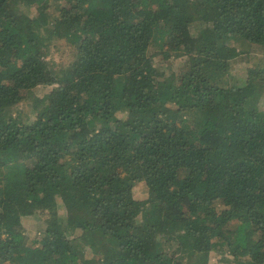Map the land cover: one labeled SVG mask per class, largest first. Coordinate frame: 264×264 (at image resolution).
Masks as SVG:
<instances>
[{"label":"trees","instance_id":"obj_1","mask_svg":"<svg viewBox=\"0 0 264 264\" xmlns=\"http://www.w3.org/2000/svg\"><path fill=\"white\" fill-rule=\"evenodd\" d=\"M251 51L264 0H0V264H264ZM37 87L30 120L18 104Z\"/></svg>","mask_w":264,"mask_h":264},{"label":"rangeland","instance_id":"obj_2","mask_svg":"<svg viewBox=\"0 0 264 264\" xmlns=\"http://www.w3.org/2000/svg\"><path fill=\"white\" fill-rule=\"evenodd\" d=\"M28 13H30V15H34L35 14V8L34 7H30L26 9ZM193 32H195V29H192ZM231 47V48H230ZM230 47L228 49L229 51V55L231 54L230 51L233 49V53L236 54V51L238 52V45L237 44H230ZM72 50L71 48H69L68 46L65 48V51L68 54H72ZM254 55H256L257 57L255 58H259L263 60L264 63V53L262 52H258V51H251V55L250 57H253ZM162 55L157 51L156 55L154 56V60L156 63H159L162 66L165 65H170L172 67V70L178 71L181 69L182 66V61L180 58H169V60H165L166 58L161 57ZM255 60L252 59L249 63H254ZM246 62L243 63H237L235 62L233 64L232 67V71L238 72L234 69H241V68H245L246 66ZM38 88V89H37ZM35 89H33L31 91V93H26L24 92V98L21 99V101L19 102L18 106L20 107V109H22L21 111L24 114V117H28V119L33 120L34 117L37 115V113L40 111V107L41 104L43 103L42 99V94L43 93H47L49 89L45 88V87H37ZM218 113H220L219 110H217ZM119 116L124 117L125 115L123 113H118ZM141 187L139 186L137 188V191L135 193L136 197H140L142 195L141 193ZM57 215L59 216V218H62L64 221L68 220V219H73L74 220V213H76V217L80 218V213H78L77 211H75L76 209H72L70 210L68 205H66V203L64 202V199L62 198V196H58L57 197ZM22 221L23 224L25 225L26 228L31 229L30 231L35 232V233H39L37 230H40V227H38L40 225V219H36V217L33 216H24L22 217ZM38 236V235H37ZM179 240L181 241V246H182V250H181V254H180V258L182 260L187 259L189 253H190V248H191V240L186 239V238H182L180 237ZM99 244V243H98ZM109 245V249L105 251L106 257L108 255H111L112 250L115 251L117 249V245L115 243H107ZM103 245V242L101 243V246ZM88 249V247H87ZM105 257V258H106ZM104 258V259H105ZM105 264V263H104Z\"/></svg>","mask_w":264,"mask_h":264}]
</instances>
